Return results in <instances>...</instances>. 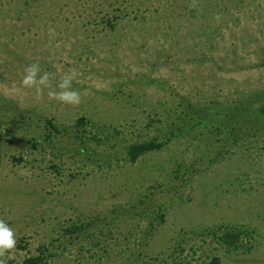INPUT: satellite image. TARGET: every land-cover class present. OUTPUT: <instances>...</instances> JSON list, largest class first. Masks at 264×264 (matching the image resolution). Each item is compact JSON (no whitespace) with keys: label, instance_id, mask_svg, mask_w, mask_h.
Here are the masks:
<instances>
[{"label":"rangeland","instance_id":"rangeland-1","mask_svg":"<svg viewBox=\"0 0 264 264\" xmlns=\"http://www.w3.org/2000/svg\"><path fill=\"white\" fill-rule=\"evenodd\" d=\"M0 219L6 264H264V0H0Z\"/></svg>","mask_w":264,"mask_h":264},{"label":"clouds","instance_id":"clouds-1","mask_svg":"<svg viewBox=\"0 0 264 264\" xmlns=\"http://www.w3.org/2000/svg\"><path fill=\"white\" fill-rule=\"evenodd\" d=\"M38 63H31L25 67L20 84L24 88H35L37 92H42L43 87H47L49 74H40ZM75 78V71L66 74L58 83L56 89L49 88L48 96L69 105H79L81 102L80 93L73 89L72 81ZM43 86V87H42ZM17 244L16 233L12 226L4 219H0V264H6V258L11 259V252Z\"/></svg>","mask_w":264,"mask_h":264},{"label":"trees","instance_id":"trees-1","mask_svg":"<svg viewBox=\"0 0 264 264\" xmlns=\"http://www.w3.org/2000/svg\"><path fill=\"white\" fill-rule=\"evenodd\" d=\"M84 118H80L77 121V125H83ZM163 147V144L156 142L155 140L145 141L141 143L130 144L127 148V157L130 162H135L140 156L150 151L157 150ZM162 219V216L159 217ZM245 233H241L239 230L227 229L220 235H217V240L226 246L227 248H238L240 244V238ZM45 261V254L40 250L36 256L25 259L22 264H43ZM216 261V260H214Z\"/></svg>","mask_w":264,"mask_h":264}]
</instances>
